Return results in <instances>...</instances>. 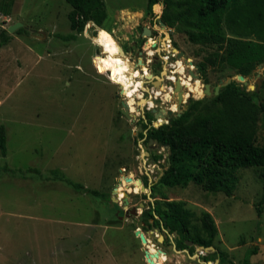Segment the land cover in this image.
<instances>
[{"label": "rangeland", "instance_id": "374dc122", "mask_svg": "<svg viewBox=\"0 0 264 264\" xmlns=\"http://www.w3.org/2000/svg\"><path fill=\"white\" fill-rule=\"evenodd\" d=\"M104 3L107 17L102 25L88 22L78 34L70 29L71 7L65 0H11L10 14L0 12V32L21 23L7 31L9 40L0 45V125L6 134V154L0 152V264H147L142 257L144 245L134 234L136 227L148 245L167 251L163 256L168 261L182 259L171 250L172 235L146 226L152 221L143 214L151 206L149 186L155 188L151 198L154 193L185 199L195 214L207 207L215 219L221 249L231 253L221 256L223 264L243 260L264 264V210L258 216L254 207L263 193L264 167L239 169L232 195L208 193L195 183L187 188L158 187L168 147H157L146 135L150 126L158 127L181 113L190 99L208 101L216 85L226 79L238 81L235 69L215 57L216 62L207 63L201 71L203 58L221 50L212 44L191 43L185 34L159 25L161 11L157 13L155 5L162 7L160 2L152 12L147 10V0ZM142 27L155 28L145 36ZM100 28L110 32L139 73L133 79L140 80L142 87L133 97L131 118L120 112L127 87L114 82L95 61ZM223 30L227 36L255 39L239 36L224 24ZM71 33L74 38L66 39ZM160 44L170 46L165 50ZM172 46L185 52L193 65L177 58ZM155 59L158 63L152 68ZM177 61L183 66L181 72L174 66ZM188 67L194 72L198 68L196 80L188 76ZM170 76L172 81L167 82ZM178 76L195 82L200 94L183 85L188 96L183 97L180 110L156 117L157 112L176 106L172 90ZM245 79L254 86L259 79L261 88L264 62ZM204 83L210 84L211 94H204ZM256 128L264 133L260 118ZM128 176L132 182L125 180ZM138 179L146 190H141ZM67 180L103 191L110 198L83 191ZM115 195L118 201L112 199ZM139 201L145 206H138ZM133 206L138 207L137 214ZM193 220L197 223V217ZM254 247L256 253L251 252Z\"/></svg>", "mask_w": 264, "mask_h": 264}, {"label": "trees", "instance_id": "16d2710c", "mask_svg": "<svg viewBox=\"0 0 264 264\" xmlns=\"http://www.w3.org/2000/svg\"><path fill=\"white\" fill-rule=\"evenodd\" d=\"M65 1L71 7L68 20L75 34L82 32L88 22L102 25L107 17L104 0ZM159 2L162 7L155 5V9L157 13L161 11L160 19L167 27L185 34L191 43L212 44L221 50L203 58L199 63L201 71L206 70L207 63L213 65L217 57L233 67L237 75L246 78L264 62V0H147V10L152 12L153 5ZM10 4L11 0H0V12L9 15ZM223 24L239 36L252 35L255 39L227 36ZM6 33L5 29L1 30L0 45L9 40ZM74 36L71 33L65 38ZM95 40L102 45V50L95 55L97 65L121 87L131 85L133 76L139 73L121 54L110 32L98 29ZM256 88L257 84L255 89L248 90L241 82L233 80L208 101L190 99L179 115L172 116L158 127L150 126L146 135L168 147L167 167L158 183L185 188L192 182L208 193L232 195L239 169L264 167V133H259L256 128L260 118L264 130V101L261 99L264 80L261 88ZM147 117L150 118V114ZM139 134L144 135L142 132ZM0 152L6 154L3 125H0ZM67 182L104 199L110 198L103 191L87 189L70 180ZM262 192L254 204L258 216L264 210V186ZM143 214L152 220L149 228L159 227L162 223L169 233L175 231L178 247L184 246L186 239L209 246L217 235L211 214L205 210L195 214L183 200L155 201L154 206ZM194 217H197L195 224ZM192 229L194 234H191ZM251 252L256 253L257 247ZM240 264L251 263L243 260Z\"/></svg>", "mask_w": 264, "mask_h": 264}, {"label": "water", "instance_id": "95a60500", "mask_svg": "<svg viewBox=\"0 0 264 264\" xmlns=\"http://www.w3.org/2000/svg\"><path fill=\"white\" fill-rule=\"evenodd\" d=\"M20 25H21L20 22H15V23H13V24H11V25H9L7 27V31L8 32H12L13 30H15ZM160 25L162 27H165V23L162 20H160ZM143 34H145V36H150L151 35V32H150V30H149L148 27L143 28ZM99 49H100V51L102 50V45H99ZM172 51L173 52L174 51L176 52V57L177 58H181L182 57L183 60H184V63L187 66L193 65L192 64V60H190V59L187 58V55H186L185 52L178 51V49L175 48V47H172ZM120 52H121V54L123 56H125V54H124V52H123V50L121 48H120ZM129 63L132 64L133 67H135V65L131 61H129ZM139 64H142V62L139 61ZM195 72L190 67L187 68V74H188V76H191V79H193V80H196L198 78V73H197L198 72V68L197 67L195 69ZM151 76H152V74H149V76H147V77H151ZM237 80L240 81V82H242L243 85L249 86L251 89H254L255 88V86L252 85V84H249L248 81L245 79V77L243 75H241V74H238L237 75ZM174 82H175V86L173 87L172 92H173V94L176 97L175 98V100H176L175 101L176 102V109L180 110V106L184 102V99H183V94L184 93H183V90H182V87H183L184 84L182 83V77L181 76H178ZM230 82H231V79H226L225 82H221L220 85H216L214 87V89H213V94H215V95L218 94L220 87H223V86L229 84ZM256 83H257V88L256 89H258L259 86H260V84H261V81L258 79L256 81ZM203 92H204V94H211V89H210V84L209 83H204L203 84ZM185 107H186V105H185ZM152 110L155 111V109H152ZM120 112L125 117H127V118H131V116H134V114H132L130 116H127V114L125 113V111H123L122 109H120ZM164 112L168 116H170V115H174L175 110L170 108L167 111H165V109H163V110L157 112L155 114V116L156 117H158V116H164ZM179 114H180V112L176 113L174 116L179 115ZM149 142L150 143L156 142V146L157 147H159V148L162 147V144L159 143V142H157L155 139L150 138L149 139ZM167 160H169V158H167ZM125 180L127 182H132L133 181L132 177H130V176L126 177ZM118 181L120 182V180H118ZM138 182L140 183L141 190L142 191L143 190H146V187L141 184V180L138 179ZM112 199L114 201H118V197L116 195ZM123 201H124V205L125 206H127L129 204V201H128L127 197H124L123 198ZM139 206L143 207L144 206V203L143 202H139ZM132 210H133V212L135 214L138 213V210H137L136 207H133ZM134 234H135V236H137L140 239V242L144 245L142 247L143 258L145 259V261L147 262V264H154L153 258H157L158 256H160L163 251L158 248V251L157 252H150L149 245H148V240H147L145 234L141 231L140 228H136L134 230ZM175 234H176V232H175ZM189 242L192 243V241H189ZM196 245L199 246L200 250L207 249V248H213L212 246L204 247V246H201V245H198V244H196Z\"/></svg>", "mask_w": 264, "mask_h": 264}, {"label": "crops", "instance_id": "0c3cea01", "mask_svg": "<svg viewBox=\"0 0 264 264\" xmlns=\"http://www.w3.org/2000/svg\"><path fill=\"white\" fill-rule=\"evenodd\" d=\"M2 14V13H1ZM160 25V24H159ZM160 27V26H159ZM143 28H145V27H142V33L141 34H143ZM150 29V28H149ZM154 43H155V41H154ZM153 43V44H154ZM257 84V83H256ZM166 167H167V164H166ZM190 183H192V182H190ZM189 185V184H188ZM188 185L185 187V188H187L188 187ZM159 186H161V184H159L158 183V187ZM165 186V185H164ZM165 187H168V186H165ZM148 194H147V198H149L150 199V204H151V206L149 207V208H152L153 206H154V204H155V201H158V202H163V201H166V200H175V199H169L168 197H166V198H164V196H162L161 195V197L160 196H158L157 194H155L154 195V193H153V195H152V197L153 198H151L150 197V193L153 191V190H155V188L153 187V186H149L148 187ZM159 194V193H158ZM176 200H183V199H176ZM183 201H185V204H186V206L189 208V209H191L192 211H194L193 209H194V206H192L191 204H189V202L188 201H186L185 199L183 200ZM139 202H143V201H139ZM139 202H138V206H139ZM144 203V202H143ZM144 206H145V204H144ZM143 206V207H144ZM209 206H212V205H209ZM133 207H135V206H133ZM132 207V208H133ZM141 207V206H140ZM131 208V209H132ZM138 208V207H137ZM207 207H205V206H203V208H202V210H200V212H202L203 210H205V211H207V212H209L208 211V209H206ZM200 212H199V214H200ZM210 214H211V212H209ZM211 216H212V214H211ZM155 217H157V216H155ZM212 218H213V220H214V222H215V219H214V217L212 216ZM215 225H216V222H215ZM147 227L149 226V224L148 225H146ZM136 228H139V227H136ZM160 230H162L164 233H165V235L166 236H170V235H172V238H170V240H169V242H171V250H173L175 253H177V254H179L181 257H182V259H178L177 261H168L167 260V258H162V261L164 262L163 264H187V263H185L186 261H188V260H186V259H189V260H191V262L193 263V264H223V262H222V255L224 254V252L227 254V257L228 256H230V250H226V251H223L222 249H221V246H220V243H221V240L218 238V228H217V225H216V228H217V235H216V237H215V239H214V242H213V244L212 245H209V246H212L213 248H207V249H203V250H200V248H199V246H197L196 244H198V243H196V242H194L193 240H189V239H186L185 241H184V246H181V247H178L177 246V241H176V237L178 236L177 235V233L175 234V231L174 232H172V233H169V230H168V228L166 229V228H164L163 227V224L162 223H160L159 224V227H158ZM147 238V237H146ZM160 238H162V239H160ZM166 238V237H165ZM140 240V239H139ZM148 240V239H147ZM163 240H164V237H163V235H159L158 236V241L159 242H163ZM189 241H192V243H190ZM220 242V243H219ZM142 244V243H141ZM198 245H200V244H198ZM201 246H203V245H201ZM209 246H204V247H209ZM143 247V246H142ZM194 249H196L195 251H194ZM141 250H142V248H141ZM163 251V250H162ZM205 251V252H204ZM257 251H258V248H257ZM172 252V251H171ZM163 255H166V254H168L167 253V251L164 249V253H162ZM143 257V256H142ZM233 260V259H232ZM168 262V263H167ZM233 262H234V260H233ZM147 263V262H146Z\"/></svg>", "mask_w": 264, "mask_h": 264}, {"label": "bare ground", "instance_id": "6f19581e", "mask_svg": "<svg viewBox=\"0 0 264 264\" xmlns=\"http://www.w3.org/2000/svg\"><path fill=\"white\" fill-rule=\"evenodd\" d=\"M160 46L162 48H164L166 50V45H161ZM149 50V49H148ZM151 52V51H150ZM174 55V54H173ZM172 55V56H173ZM177 69L178 72H181L182 71V64L180 61H177L176 64L174 65ZM173 70V69H172ZM147 76H149V74L147 73L146 74ZM171 80H172V76H170ZM191 79L187 78V80H185V78H182V81H183V84L186 86V88L188 89L189 92H193V93H198L200 94V90L198 87L194 86L193 84L195 82H193V84L191 83L190 81ZM197 84V82H196ZM195 84V85H196ZM253 84V83H252ZM142 87L141 85V81L140 80H134L132 81V84L129 85L127 87V90H126V95L124 98H122L121 100V109L123 111H125V113L127 114V116H130L132 114H134V111L135 109L133 108V97L136 95V92L139 91V88ZM170 90V89H169ZM140 92V91H139ZM159 93L158 91L156 92V94ZM159 95V94H158ZM153 96V95H152ZM169 96V95H168ZM175 96V95H174ZM188 96V92L184 93L183 94V97H187ZM166 97V96H165ZM172 98V97H171ZM149 99V97H148ZM169 99V98H168ZM144 100V99H143ZM149 105H151V101H147ZM142 104V102H141ZM172 109H176V106L175 104H172ZM163 118V117H162ZM166 119V118H165ZM161 239V238H160ZM157 246V245H156ZM149 250L150 252H157L158 249H155L153 245H149ZM162 258H164L163 254L161 253L160 256H158L157 258H153L154 260V264H160Z\"/></svg>", "mask_w": 264, "mask_h": 264}, {"label": "flooded vegetation", "instance_id": "af4514ba", "mask_svg": "<svg viewBox=\"0 0 264 264\" xmlns=\"http://www.w3.org/2000/svg\"><path fill=\"white\" fill-rule=\"evenodd\" d=\"M154 28L155 27H153V29H149L150 30V32H151V35H152V33H153V30H154ZM167 47H169L170 46V44H168V45H166ZM173 47V46H172ZM172 47H170V49L172 50ZM167 49V48H166ZM176 54V53H175ZM174 54V55H175ZM157 63H158V61H157V59H155V60H153V62H152V64H151V66H152V68H154L156 65H157ZM167 76V75H166ZM166 79H167V82H171L172 80H171V78L170 77H166ZM174 84H173V87L175 86V82H173ZM148 104V103H147ZM152 153V150H147V154L149 155V154H151ZM121 195H122V193H121ZM145 198V197H144ZM137 208V207H136ZM131 210V209H130ZM129 211V210H128ZM168 263V262H167Z\"/></svg>", "mask_w": 264, "mask_h": 264}]
</instances>
